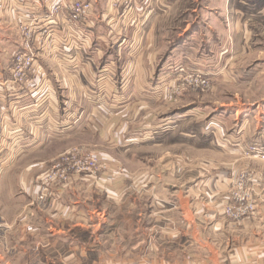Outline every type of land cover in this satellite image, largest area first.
<instances>
[{
	"label": "crops",
	"instance_id": "0c3cea01",
	"mask_svg": "<svg viewBox=\"0 0 264 264\" xmlns=\"http://www.w3.org/2000/svg\"><path fill=\"white\" fill-rule=\"evenodd\" d=\"M69 1L62 0L60 5L59 0H0V227L5 221L6 194L13 206L18 191L28 188L21 184L17 163L21 160H41L30 165L38 171L42 161H50L81 142L118 162V157H127L122 149V139H127L123 132L143 127L152 129L146 131V139L168 134L161 141L173 144V148L164 149L162 156L174 155L182 150V140L203 144L210 135L205 129L210 124L220 125L219 120H210L207 127L201 124L206 128L198 132L195 126H180L175 120L152 128L139 122L140 107L144 108V98H148L144 74L133 73L130 81L134 87L128 88L127 67L118 73L116 59H126L134 48L135 55L144 48L140 34L144 31V11L117 9L112 0H85L92 4L87 19L67 25ZM57 4L59 11L52 14ZM34 18L39 28L47 27L52 33L41 46L35 45L31 85L18 88L10 81L11 56L22 48L21 23L29 24ZM139 58L138 54L136 62H143ZM85 113L90 114L87 124ZM238 139L221 137L217 142L237 145ZM182 152L186 154L182 150L178 160ZM201 159L206 158L197 157ZM233 170L227 163L218 170L147 169L146 177L173 178L132 196L115 173L104 174L106 188L82 176L57 191L56 203L47 204L48 209L59 210L52 219L57 217L54 223L61 231L70 225L91 228L92 240L98 242L91 248L92 254L108 256V261L92 264H264V221L259 209L250 217L232 220L221 208ZM31 189L29 186L28 191ZM109 203L113 206L106 213ZM137 206L145 210L136 215L133 209ZM102 237L111 242L109 251H102ZM85 252L83 249L79 256L90 255H83Z\"/></svg>",
	"mask_w": 264,
	"mask_h": 264
},
{
	"label": "rangeland",
	"instance_id": "374dc122",
	"mask_svg": "<svg viewBox=\"0 0 264 264\" xmlns=\"http://www.w3.org/2000/svg\"><path fill=\"white\" fill-rule=\"evenodd\" d=\"M112 3L117 9L127 11L133 7L144 11V31L140 33L141 38L144 36V48L139 49L141 52L136 55L134 48L126 59H116L118 73L120 68L127 67L128 88L134 87V82L130 81L133 73L144 74L148 98H144V108L140 107L139 122L152 128L175 120L180 126L190 124L201 132L210 120H219L220 125L210 124L205 129L210 134L206 141L212 144L195 145L182 140L180 149L186 154L182 152L178 160L176 156H180L182 150L162 156L164 149L169 151L173 148V144L161 141V137L168 134L160 138H155V135L153 140L146 139V131L152 129L143 127L123 132L127 139H122L125 145L122 149H126L127 157H118V162L81 142L70 145L50 161H42L41 171L30 167L41 160L17 162L21 184L24 182L32 189L29 192L28 188H21L22 191L15 195L13 206L6 194L5 221L0 227V264H92L97 260L101 263L108 261V256L102 258L92 254L91 248L98 242L92 240L91 228L80 229L70 225L61 231L60 225L54 223L57 217L52 219L59 210L48 209V202L59 200L57 191L60 188L82 176H88L93 183L106 188L104 174L115 173L120 176L128 196H132L142 195L147 187L165 184L173 178L167 175L146 177L144 172L147 169L218 170L227 163L234 170L228 177L230 187L221 205L223 213L232 220H239L227 215L225 210L233 208L238 196L247 189L246 201L253 203L254 210L259 209L260 218L264 221V0H112ZM138 54L143 62H136ZM134 104L141 103L134 101ZM104 115L109 116V113ZM87 116L90 114H84L86 124ZM1 118L0 114V121ZM127 134L132 135L131 138ZM221 137L239 138V142L237 145L219 144L217 139ZM76 147L96 156L94 172L82 171L71 175L70 181L64 185L51 184L48 174L59 175L62 172L61 154ZM158 151H162L160 155ZM114 154L119 156L115 151ZM196 156L206 159L197 160ZM147 204L144 203L145 206ZM112 206L111 203L106 205V213ZM144 210L137 206L133 212L137 215ZM147 210L151 208L147 207ZM102 228L105 231L106 227ZM108 232L104 233L109 236ZM101 243L102 251H109L111 242L102 237ZM83 249L86 250L83 255H90L79 256Z\"/></svg>",
	"mask_w": 264,
	"mask_h": 264
},
{
	"label": "built area",
	"instance_id": "2783aa9c",
	"mask_svg": "<svg viewBox=\"0 0 264 264\" xmlns=\"http://www.w3.org/2000/svg\"><path fill=\"white\" fill-rule=\"evenodd\" d=\"M59 0V4L61 5ZM59 4L54 5L52 14L56 13ZM115 4V3H114ZM91 11V4L82 0H71L68 4V12L64 22L67 25H75L78 22L87 19ZM47 22V21H46ZM48 23V22H47ZM22 36V48L16 50L11 56V65L9 67L10 81L12 85L22 88L31 85L32 74L35 72V45H42L44 39L48 38L52 31L47 27L39 28L36 19H32L29 24L20 25ZM82 148H72L66 153L61 154L63 160V168L61 174L49 173L48 179L53 184H67L71 175H78L82 171H91L97 167L96 156L89 152H84ZM247 189L241 196L237 198V204L233 208L228 207L225 212L234 217V219H241L248 216V213L254 211L252 202L246 201Z\"/></svg>",
	"mask_w": 264,
	"mask_h": 264
}]
</instances>
